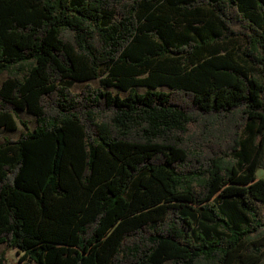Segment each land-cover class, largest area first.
Wrapping results in <instances>:
<instances>
[{"label": "trees", "instance_id": "1", "mask_svg": "<svg viewBox=\"0 0 264 264\" xmlns=\"http://www.w3.org/2000/svg\"><path fill=\"white\" fill-rule=\"evenodd\" d=\"M3 71L20 261L264 264V0H0Z\"/></svg>", "mask_w": 264, "mask_h": 264}, {"label": "rangeland", "instance_id": "2", "mask_svg": "<svg viewBox=\"0 0 264 264\" xmlns=\"http://www.w3.org/2000/svg\"><path fill=\"white\" fill-rule=\"evenodd\" d=\"M6 74H7L6 71H3L0 74V83L6 77ZM102 76H105V71L102 72ZM85 83L76 81V82H74L72 88L74 90H79ZM87 83L91 84L92 86H97L99 84V78H95V79H92L90 81H87ZM110 89L113 92L117 91V89L114 87H111ZM160 89L167 90L166 87H161ZM144 90H145L144 88H141V87L138 88V91H140V92H142ZM119 93L121 95L126 94L125 92H122V91H119ZM15 117H16V120L18 123L17 129L13 130V131H6V130L2 129L0 131V144L7 139H17L20 136V134L25 130V126H24L23 122L26 124V127L29 130H32L34 128L35 117L33 115L29 114L28 112L19 110L15 113ZM257 175L259 177H263L264 171L262 169H259L257 172ZM259 210H260L261 217L264 220V206H261ZM0 254L3 255V258H4V261L2 262V264H24V263L34 264V263L27 262L26 260L20 261L21 253H18L16 251V249H14V248H7L5 246V244H0Z\"/></svg>", "mask_w": 264, "mask_h": 264}]
</instances>
